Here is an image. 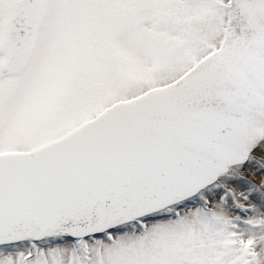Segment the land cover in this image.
<instances>
[{
	"label": "snow or ice",
	"instance_id": "obj_1",
	"mask_svg": "<svg viewBox=\"0 0 264 264\" xmlns=\"http://www.w3.org/2000/svg\"><path fill=\"white\" fill-rule=\"evenodd\" d=\"M0 264H264V0H0Z\"/></svg>",
	"mask_w": 264,
	"mask_h": 264
}]
</instances>
